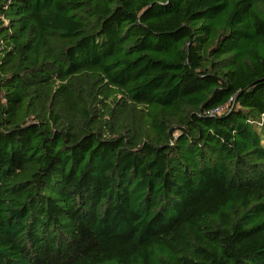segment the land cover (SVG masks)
I'll return each mask as SVG.
<instances>
[{"label": "trees", "instance_id": "16d2710c", "mask_svg": "<svg viewBox=\"0 0 264 264\" xmlns=\"http://www.w3.org/2000/svg\"><path fill=\"white\" fill-rule=\"evenodd\" d=\"M0 264H264V0H0Z\"/></svg>", "mask_w": 264, "mask_h": 264}]
</instances>
